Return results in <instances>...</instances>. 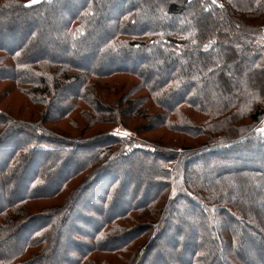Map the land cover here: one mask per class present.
Listing matches in <instances>:
<instances>
[{
	"label": "trees",
	"instance_id": "obj_1",
	"mask_svg": "<svg viewBox=\"0 0 264 264\" xmlns=\"http://www.w3.org/2000/svg\"><path fill=\"white\" fill-rule=\"evenodd\" d=\"M29 3L0 0L2 99L40 117L0 107V264H264V0Z\"/></svg>",
	"mask_w": 264,
	"mask_h": 264
},
{
	"label": "rangeland",
	"instance_id": "obj_2",
	"mask_svg": "<svg viewBox=\"0 0 264 264\" xmlns=\"http://www.w3.org/2000/svg\"><path fill=\"white\" fill-rule=\"evenodd\" d=\"M119 79V78H117ZM116 79V80H117ZM112 84L115 83L114 79L110 81ZM119 82H121L119 80ZM7 85L0 86V107L5 108L8 110L15 118H20V119H28V120H37L39 115H35L31 113V111L25 110V107L23 105V102L21 98L19 97H6L5 99H2L3 97V92H8L9 88H6ZM18 101L19 103L15 104L14 102ZM47 127L68 134V135H76L82 130V125L79 124L78 126H71V124L66 121L55 124V123H47ZM110 131L111 132H124L128 134L129 139H133L136 142H142L145 140H155L157 139V142H162L164 145L168 147L169 150L172 151H177L182 153L183 152V147L184 145H191V146H197L199 142H201L203 139L198 140V141H193L191 139L186 138L184 135L182 136H176V135H168L167 137L164 138V134L161 131H148V132H142L138 133L135 131H132L129 128H125L123 126H118V127H112V125H98L93 132L94 133H103L105 131ZM92 132V133H93ZM93 133V134H94ZM123 138V137H122ZM155 142V141H154ZM57 202V201H56ZM51 203H55L54 201H37L34 202L33 204V209L34 211L38 210V208L44 204L46 205H51Z\"/></svg>",
	"mask_w": 264,
	"mask_h": 264
},
{
	"label": "snow or ice",
	"instance_id": "obj_3",
	"mask_svg": "<svg viewBox=\"0 0 264 264\" xmlns=\"http://www.w3.org/2000/svg\"><path fill=\"white\" fill-rule=\"evenodd\" d=\"M40 0H30V3L25 5V7H31L32 4H35V3H39ZM125 135H128L127 133H125Z\"/></svg>",
	"mask_w": 264,
	"mask_h": 264
},
{
	"label": "built area",
	"instance_id": "obj_4",
	"mask_svg": "<svg viewBox=\"0 0 264 264\" xmlns=\"http://www.w3.org/2000/svg\"><path fill=\"white\" fill-rule=\"evenodd\" d=\"M115 134H118V135H120V136H122V137H126V136H127V135H125L124 132H116Z\"/></svg>",
	"mask_w": 264,
	"mask_h": 264
},
{
	"label": "crops",
	"instance_id": "obj_5",
	"mask_svg": "<svg viewBox=\"0 0 264 264\" xmlns=\"http://www.w3.org/2000/svg\"><path fill=\"white\" fill-rule=\"evenodd\" d=\"M262 126L264 127V119H263V121H262Z\"/></svg>",
	"mask_w": 264,
	"mask_h": 264
}]
</instances>
